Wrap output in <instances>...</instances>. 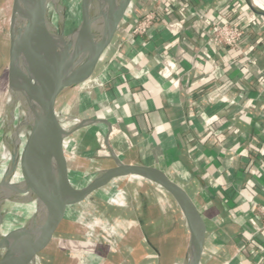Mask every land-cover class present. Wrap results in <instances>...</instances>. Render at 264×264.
<instances>
[{
	"label": "crops",
	"instance_id": "0c3cea01",
	"mask_svg": "<svg viewBox=\"0 0 264 264\" xmlns=\"http://www.w3.org/2000/svg\"><path fill=\"white\" fill-rule=\"evenodd\" d=\"M226 1H175L173 10L165 9L146 34L130 42L132 26L158 3L132 0L129 14L125 15L126 9L94 75L84 82L101 79L97 97L101 104L82 119L70 114L71 97L82 84L74 87L68 101L69 126L92 118L105 119L108 124L70 128L66 152L76 144L78 157H66L74 172L79 157L88 158L96 152L110 156L104 143L107 137L110 148L124 163L158 165L184 184L206 224L202 264H264V231L260 230L258 210L264 205V12L249 0L263 13L252 14L243 0H237L232 17L238 16L246 25L245 41L239 50L223 51L207 42L205 20L197 14L193 18L188 15L191 11L209 15L217 7L222 9ZM246 53L255 66L241 64ZM121 61L127 66H120ZM227 79L232 85L223 89ZM248 163L252 168L246 170ZM111 166L114 163L106 168ZM136 182L140 180L127 186L117 200L75 203L70 210L88 203L104 204L108 210L115 206L114 211L135 210ZM130 219L127 226L137 231L123 241L127 255L142 244L151 248L150 260L159 264L168 253L172 261L179 254L178 248L166 249L164 237H151L148 219L140 214ZM182 223L184 248L177 264L187 246L183 218Z\"/></svg>",
	"mask_w": 264,
	"mask_h": 264
},
{
	"label": "water",
	"instance_id": "95a60500",
	"mask_svg": "<svg viewBox=\"0 0 264 264\" xmlns=\"http://www.w3.org/2000/svg\"><path fill=\"white\" fill-rule=\"evenodd\" d=\"M243 1L252 14H263L249 0ZM131 3L132 0H80L79 23L73 32L68 33L66 12L58 1L14 0L17 27L13 52L27 108L25 116L14 127L11 157L0 190V200L16 171L23 124L33 112L35 104L44 102L48 106L49 116L33 181L30 182L27 198H22L23 201L34 202L30 224L1 249L0 264H41L61 224L63 202L117 200L124 195L127 186L137 180L154 182L172 195L187 230L182 264H202L205 221L184 184L167 170L158 165L124 163L110 148L107 137L104 143L114 161V167L110 169L121 170L110 181L101 185L79 184L73 179L68 166L66 142L70 137V94L74 87L92 75ZM53 18L57 22L56 31L52 25ZM91 50H95V56L88 60ZM11 57L9 51V63ZM91 120L108 124L105 119ZM83 124L84 119L78 125ZM122 174L123 177L115 179ZM11 185L17 193L24 191L20 183Z\"/></svg>",
	"mask_w": 264,
	"mask_h": 264
},
{
	"label": "rangeland",
	"instance_id": "374dc122",
	"mask_svg": "<svg viewBox=\"0 0 264 264\" xmlns=\"http://www.w3.org/2000/svg\"><path fill=\"white\" fill-rule=\"evenodd\" d=\"M60 1L66 12V31L71 33L79 23L80 10L78 11L75 6V8H72L73 13L68 14L69 5L75 3V0ZM131 5L128 7L126 15ZM124 19L125 16L121 22ZM14 26V0H0V136L6 127L8 113L12 109V105L7 102V97L11 90L9 89L6 74ZM100 68L101 66L98 71ZM100 73L101 71L97 75ZM100 88L101 79H97L96 83H82L71 97L70 114L77 119H82L81 117L85 113L100 105L101 103L99 104L97 100ZM101 153L104 154L102 151ZM66 154L72 159L77 158L76 144L71 149L69 148ZM91 155L93 156L88 158L86 156L79 157L78 163L73 165L72 169L74 172L71 171V174L73 177L77 176L78 181L85 182L98 171L114 163L111 155L107 157L98 156L97 152ZM141 181L144 180L134 183L136 193L132 199L135 200V207L137 206V208H133L135 210L125 212L118 208L119 210L114 211L115 206H113L114 209L112 207L108 210L104 204L95 203L79 204L75 210H70L71 206L66 208L62 205L61 219L63 217L67 219L61 222L58 227L52 245L41 264H120L119 260H124L123 258H125L127 252L123 243L126 235L137 231L132 225H129L130 227L127 225L132 222L130 218L139 214L143 219L149 220L146 222V227H149V233L152 238L159 239L164 237L166 239L164 245H166V249H171L169 250L170 252L176 248L179 249V254L174 257L173 261L170 260V254L168 253V256L160 264H177L176 260L180 258L181 250L184 248V230L180 210L170 194L161 186L155 183L146 184ZM127 198L125 197V200H128ZM141 202L143 205L139 208ZM157 245L155 244V246ZM1 253L2 250H0V255ZM129 255L132 258L130 260L132 264H159L150 260L153 257L151 248L143 244L137 247L133 254Z\"/></svg>",
	"mask_w": 264,
	"mask_h": 264
},
{
	"label": "bare ground",
	"instance_id": "6f19581e",
	"mask_svg": "<svg viewBox=\"0 0 264 264\" xmlns=\"http://www.w3.org/2000/svg\"><path fill=\"white\" fill-rule=\"evenodd\" d=\"M56 1H58V3L62 5V2L60 0H56ZM252 1L261 11L264 12V0H252ZM75 6H76V9H78L79 11L80 10V0H75V3L69 5L67 13L72 14L73 13L72 8H75ZM79 19H80V16L78 17V21ZM52 25H53L54 31H56L57 22L55 18H53L52 20ZM16 27H17V20H16V10H15V26H14V35H13V41H12V46H11L12 57H11V63L8 62L7 74H6L9 89L11 90V92L9 93L7 97V102L12 105V106L10 105L12 109L8 113L6 127L4 128L0 136L1 137V140H0V190L3 186V181L5 178V175L8 169V164H9L10 157H11L12 139L14 137L13 136L14 127L23 118V116H25V113H26L25 110L27 108L26 102L24 101V98L22 96V91L20 89L21 88L20 78H19V74L16 68L15 56L13 52L14 43L16 40ZM53 37L55 41L56 35L54 34ZM106 49L104 50V52L106 51ZM94 56H95V50H91L88 52V60L93 59ZM97 66H98V63L96 65V68ZM95 70L92 73V75L89 77V79L94 75ZM96 82H97V79H95L92 83H96ZM48 112H49L48 106L44 102H37L35 104L33 112L29 114V117L23 124L22 144H21L20 157H19V161L16 167V171L14 172L10 180V183L8 182V187L5 188V192H4V196L2 200H0V250L2 248H5L14 239V236H16L18 232L22 230H26L30 224V217L32 215V212L34 211V202L29 201V200L23 201L22 198H27V195L29 193L30 182L33 181V173L35 171V168L38 162L39 152L41 149V144H42V140L45 134L46 125L48 121V116H49ZM87 122L88 121H84V124L94 123V121L92 122L90 121V123H87ZM79 123L80 121L78 120L75 123L70 124V128L71 129L76 128L77 126H79L78 125ZM112 167L114 166L104 168L98 171L96 174H94L90 179H88L85 182L78 181L77 176L73 177V179L76 182L83 184V185L85 184L101 185L103 183L108 182L109 180H111L113 177H115L121 172L120 169H116V168L110 169ZM121 176H123V174ZM14 183L22 184L24 191H22L21 193H17L15 188L12 187L11 185ZM170 196L172 197L171 194ZM73 204L75 203L74 202H63L62 203V205H67V206H72ZM181 263L182 261L180 260L178 264H181Z\"/></svg>",
	"mask_w": 264,
	"mask_h": 264
},
{
	"label": "built area",
	"instance_id": "2783aa9c",
	"mask_svg": "<svg viewBox=\"0 0 264 264\" xmlns=\"http://www.w3.org/2000/svg\"><path fill=\"white\" fill-rule=\"evenodd\" d=\"M157 5L145 12L132 26L128 41L134 42L137 36L144 35L148 32L149 28L153 25L154 21L165 14L164 0H157ZM205 22L209 26V37L207 42L214 45L220 51L224 49L239 50L245 41L247 29L246 25L240 22L237 16L234 21L231 18L225 17L221 12V8L217 7L209 15L193 13L194 16ZM244 58L240 60L243 66H255V60L249 55L245 54ZM127 62L121 61L120 66L126 67ZM264 76V73H261ZM264 81V79H263ZM68 141V140H67ZM261 216L260 230L264 231V205L258 206Z\"/></svg>",
	"mask_w": 264,
	"mask_h": 264
},
{
	"label": "trees",
	"instance_id": "16d2710c",
	"mask_svg": "<svg viewBox=\"0 0 264 264\" xmlns=\"http://www.w3.org/2000/svg\"><path fill=\"white\" fill-rule=\"evenodd\" d=\"M175 1H182V0H164V7H165V9H166V11L168 10H173L174 9V7H173V4H174V2ZM184 1V0H183ZM226 1V0H225ZM236 1L237 0H232V2H229L228 0L226 1L227 2V4L224 6H222V9H221V12L225 15V17H229V18H231L232 19V21H234L235 20V18L236 17H232V15L233 14H235L236 13V10H237V5H235V4H237L236 3ZM225 2V3H226ZM228 3H231V4H228ZM183 4V3H182ZM152 5V4H151ZM184 5V4H183ZM151 9V7L149 8V10ZM166 13V12H165ZM191 15V17L193 18V12L191 11V12H189L188 13V15ZM189 15V16H190ZM203 26H204V29L206 30V31H208V29H209V26H208V24L206 23V22H203ZM247 73V72H246ZM247 75V74H246ZM232 85V83H231V81L229 80V79H227V80H224V82H223V84H222V88L223 89H227L228 87H230ZM242 91H244L245 92V90L242 88ZM252 167H251V165L248 163L247 165H246V170L247 169H251ZM116 215H118V214H116ZM141 221V223L143 222V220H140ZM125 255V254H124ZM130 255H125V259L124 260H122L121 261V264H132L131 263V259H130V257H129Z\"/></svg>",
	"mask_w": 264,
	"mask_h": 264
}]
</instances>
